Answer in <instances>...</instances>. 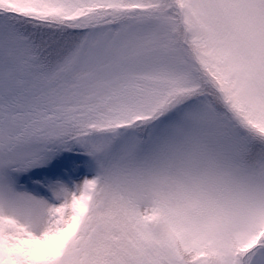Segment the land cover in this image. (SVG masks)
I'll list each match as a JSON object with an SVG mask.
<instances>
[{"label":"snow or ice","instance_id":"6c2138e0","mask_svg":"<svg viewBox=\"0 0 264 264\" xmlns=\"http://www.w3.org/2000/svg\"><path fill=\"white\" fill-rule=\"evenodd\" d=\"M0 264H264V0H0Z\"/></svg>","mask_w":264,"mask_h":264}]
</instances>
